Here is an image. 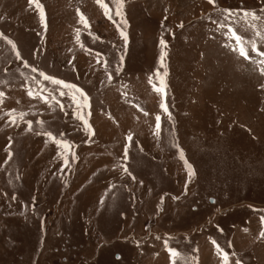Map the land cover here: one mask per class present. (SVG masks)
Listing matches in <instances>:
<instances>
[{"label": "rangeland", "instance_id": "obj_1", "mask_svg": "<svg viewBox=\"0 0 264 264\" xmlns=\"http://www.w3.org/2000/svg\"><path fill=\"white\" fill-rule=\"evenodd\" d=\"M39 3L0 0V264H264V0Z\"/></svg>", "mask_w": 264, "mask_h": 264}, {"label": "snow or ice", "instance_id": "obj_2", "mask_svg": "<svg viewBox=\"0 0 264 264\" xmlns=\"http://www.w3.org/2000/svg\"><path fill=\"white\" fill-rule=\"evenodd\" d=\"M31 2H32L33 4H35V6H36L37 8H39V10H40V14H41V18H43V17H44V9H43V6L39 3V0H31ZM97 3H99L100 6H101L102 8L105 9L106 14H108V12H109L108 5H107L106 3H104V0H97ZM117 3L119 4L120 8L122 9V7H123V0H117ZM209 3H210V4H214V3H215V0H209ZM117 15H122V12H119V11H118V12H117ZM228 15L231 16L232 13L229 12ZM243 15H244L245 17H251L252 20H254V21L258 19V17L255 15V13L244 12ZM109 18H111V16H109ZM80 19H81V22L84 23V25L87 27V26H88V21H87L86 17H84V15L81 14V15H80ZM125 23H126V21H125ZM228 31H229V33H230V39L234 40L235 43H236V48L234 49V51H237L238 54H239L241 57H243L244 59H246V60L249 59V48L246 46L243 37L240 36V35L237 33V31H235V30H233V29H231V28H229ZM121 36H122L125 40L127 39V36H126L125 33L121 32ZM9 43H11V41H9ZM161 45H162V48H166V47H167L166 43H165L163 40H161ZM251 51H256V52H257V55H264V52H260V51H258V50L256 49V46H255L254 43H252V45H251ZM166 54H167V53L164 52L162 55H163V56H166ZM261 63H264V61H261ZM33 71H35V69H33ZM44 79H45V80H51L52 83H54V84H58V85H59V84H63L62 81H59V80H53L51 77H48V76H45ZM63 86H64V87H74V86L66 85V84H64ZM153 87H154V90H155V91H157V92H159V93H164V87H166V85L163 86V87H156V86L154 85ZM76 91H77V92H80L79 89H77ZM31 94H32V93L30 92L29 95H31ZM80 95L84 97L85 106H87V103H86V102H87V97H86L82 92H80ZM74 99H75V97H74ZM45 102H47V101H45ZM162 107H163V110H164L165 112H168V108H167L166 105H163V104H162ZM145 115H147V113H145ZM79 118L82 120V122L84 123V125L86 126V128L88 129V131L91 132V131H92V130H91V126L88 125V121H87L86 119H84L83 116H80ZM169 118H170V113H169ZM156 120H157V125H156V127H157V134H159V128H160L159 121H160V117L157 116V117H156ZM49 135H50V134H49ZM53 139H54V138H53ZM128 139H129V141H131L132 138H131V137H128ZM58 143H60V146L63 147L65 150H69V149H70V145H68L67 143H63V142H58ZM181 159H183V154H182V153H181ZM185 163H187V162L185 161ZM189 169H190V166H189ZM190 172H191V170H190ZM191 174H194V173H191ZM260 235H261L262 237H264V233H261ZM214 243H215V242H214ZM217 251L222 255V258H223L225 264H227L228 259H229L228 254H227V253H224L223 250L220 249L218 245H217ZM170 252H171V256H173V257H176V256L179 255V253H177V252L174 251V250H170Z\"/></svg>", "mask_w": 264, "mask_h": 264}]
</instances>
